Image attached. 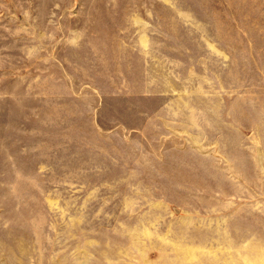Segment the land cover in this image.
<instances>
[{
    "label": "rangeland",
    "instance_id": "1",
    "mask_svg": "<svg viewBox=\"0 0 264 264\" xmlns=\"http://www.w3.org/2000/svg\"><path fill=\"white\" fill-rule=\"evenodd\" d=\"M0 264H264V0H0Z\"/></svg>",
    "mask_w": 264,
    "mask_h": 264
}]
</instances>
